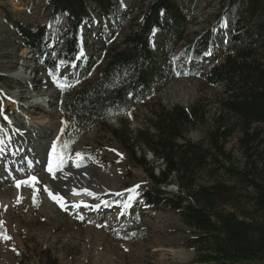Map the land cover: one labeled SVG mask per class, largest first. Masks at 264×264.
Returning <instances> with one entry per match:
<instances>
[{
	"label": "rangeland",
	"instance_id": "374dc122",
	"mask_svg": "<svg viewBox=\"0 0 264 264\" xmlns=\"http://www.w3.org/2000/svg\"><path fill=\"white\" fill-rule=\"evenodd\" d=\"M151 1L120 0L125 12L117 13L111 21L96 13L95 4H90L91 15L81 25L84 52L77 57V61L86 66L89 74L86 77L78 73L77 62H60L56 69L42 66L32 50L24 47L15 26L5 16L10 13L33 28L45 26L49 36L46 49L54 52L58 37L70 32L68 13L53 15L45 7L46 0H0V151L3 155L11 147L24 149L32 143L37 145L34 150L27 148L29 151L25 150L17 158L7 156L5 152L4 156L0 155V176L6 177L7 186L17 187V180L31 176L39 181L35 187L22 185V190L0 191V221L3 222L0 233L6 232L11 237L5 240L0 235V264H38L36 249L41 246L50 249L61 264H201L196 261V252L188 245L191 229L178 213L138 202L149 179L142 168L129 162L121 146L108 140L106 131L124 125L125 133H136L150 123L152 115L161 107L183 105L191 108L197 103L204 106L207 124L189 127L186 135L194 142L206 145L205 130L208 126H215L221 113L231 124L239 126L240 120L222 109V88L207 84L202 74L212 64L222 61L224 52L247 44L244 38L260 23L254 18L248 27H242L240 11L243 1L229 6L226 0H173L179 9L185 11L188 25L184 41L173 58L163 63L161 84L155 87L151 96L134 104L129 112L95 124L70 146L71 159L63 157L60 151L65 142L70 143L67 134L71 129H68L69 123L67 126L63 123L67 120L60 111L59 97L63 88L59 85L81 86L87 80L90 82L102 76L107 59L99 46L104 45L107 50V42L116 40L119 43L133 25L142 22L143 12ZM224 12L226 20L220 23L218 17ZM212 29L219 38L216 47L199 62L187 59L183 55L187 44ZM152 44L159 51L163 50L160 32L155 33ZM260 46L257 45L258 58L264 62V48ZM46 56L50 60L53 58ZM47 97L51 101L44 105L45 109L37 106L40 98ZM30 115L37 121L32 122ZM51 118L56 122L52 134L37 136L38 141L18 137V131L27 130L35 122L45 128L50 125ZM236 130L227 150L232 153L234 162L242 166L245 159L239 143V128ZM53 144L58 145L55 154ZM75 152L84 154L80 167L76 166ZM137 152L139 155L143 153L140 149ZM62 157L64 163L58 168ZM147 159L161 168L164 166L162 160L157 161L150 152ZM49 164L55 171L56 188L46 180L48 176L53 177L48 171ZM94 167L97 170L106 168L115 178L117 190H109L105 183L96 182L95 172L90 171ZM156 172L159 173V168ZM135 185H140L136 190L139 195L131 199L135 193L126 190ZM45 186L53 195L64 198L68 210L52 199ZM177 190L176 184L168 188L172 193ZM75 204L80 206L75 207ZM125 204L131 206L125 208Z\"/></svg>",
	"mask_w": 264,
	"mask_h": 264
},
{
	"label": "trees",
	"instance_id": "16d2710c",
	"mask_svg": "<svg viewBox=\"0 0 264 264\" xmlns=\"http://www.w3.org/2000/svg\"><path fill=\"white\" fill-rule=\"evenodd\" d=\"M226 1L229 6L243 1L242 27H248L254 18L260 23L244 38L247 44L224 52V59L202 75L207 84L222 88V109L235 115L240 125L231 124L221 113L215 126L205 130L206 145L194 142L186 135L189 127L207 124L204 106L197 103L191 108L161 107L136 133H125L124 125L106 132L108 140L121 146L129 162L142 168L149 179L138 202L178 213L191 229L188 245L196 252L197 262L264 264V62L258 58L257 47L264 48V0ZM90 4L110 21L125 12L120 0H46L48 12L68 13L71 19L70 32L58 37L54 52L46 49L49 36L45 26L33 28L10 13L5 16L24 47L31 49L46 69H56L61 61L77 62L78 73L87 77L86 66L77 57L84 52L81 25L91 15ZM225 20L224 12L218 21ZM187 25L185 11L173 0H152L142 22L133 25L119 43L107 42V50L99 46L107 59L102 76L90 82L87 78L81 86H65L59 97L60 111L71 129L67 134L70 146L95 124L129 112L153 94L163 80V63L173 58L184 41ZM157 32L162 38L161 51L152 44ZM218 39L214 29L205 32L187 44L183 55L199 62L216 47ZM46 55L53 56L52 60ZM237 128L245 159L242 166L227 150ZM138 149L143 151L141 155ZM148 152L162 160L163 168L147 159ZM173 184L178 186L175 193L168 191ZM36 253L38 264H61L48 248L41 246Z\"/></svg>",
	"mask_w": 264,
	"mask_h": 264
},
{
	"label": "bare ground",
	"instance_id": "6f19581e",
	"mask_svg": "<svg viewBox=\"0 0 264 264\" xmlns=\"http://www.w3.org/2000/svg\"><path fill=\"white\" fill-rule=\"evenodd\" d=\"M38 101L39 102H37L38 103L37 106H39L42 109H45L46 107L44 105H46L49 102L47 98H45V99H43V98L41 99L40 98ZM33 107H35V105H33ZM29 117H31L33 119L32 122L37 121V118L33 117L32 115H30ZM51 119L52 120H50L51 121L50 125L45 126V128H43L42 125L39 122H35L33 125H30V128H26L27 130L18 131V133H17L18 137H20V138L22 137V140H29L30 139L31 141H34V140L38 141L39 137L45 136L46 134H49V133L52 134L53 133L52 128L54 127L56 122L53 121L54 118H51ZM39 132H43L44 134H39ZM37 136H38V138H37ZM36 146H37L36 144L34 145L32 143V144H30L28 146H25L24 149H22V148L17 149L15 147L14 148L11 147V148L8 149L9 150L8 153H6V151H4V152H5V155H7V156L16 157L17 158V157L20 156V154L25 153V150L29 151L27 148L31 147L30 150H34ZM4 152H3V155H2V151H0V155L4 156ZM34 155H35V153H34ZM90 171H94L95 172L96 182L105 183L106 185H108V189L109 190H112V191L117 190L118 186H117L116 180H115V178H113L112 174L109 171H107L106 168L102 167L101 170H97L96 167H94V169H91ZM65 175H67V173H65ZM56 179H57L56 177L53 178V177H50V176H48L46 178V180L51 184V186L53 188L57 187ZM5 180H6L5 176H0V191L6 190V189H9V190L21 189L22 190V185L19 188L15 187V186H12V185H8L7 186V182L8 181H5ZM96 185L98 186V184H96ZM16 195H18L17 191H16Z\"/></svg>",
	"mask_w": 264,
	"mask_h": 264
},
{
	"label": "snow or ice",
	"instance_id": "6c2138e0",
	"mask_svg": "<svg viewBox=\"0 0 264 264\" xmlns=\"http://www.w3.org/2000/svg\"><path fill=\"white\" fill-rule=\"evenodd\" d=\"M63 63H64V62L61 61V64H63ZM177 74L179 75V73H177ZM54 78H55V77H54ZM77 83H78V81H77ZM59 86H60L61 88H64L66 85H64V84H60ZM63 123L67 126L69 122H68V121H64ZM61 131H63V129H61ZM72 143H74V141H72ZM57 147H58L57 144H53V145H52V152H53L54 154L57 152ZM65 149H68V151H65ZM60 151L63 153V157H66V158H68V159H71V158H72V153H71L70 143L65 142L63 148H62ZM74 155H75V158H76V160H77V164H76V166H77V167H80V162L83 161V159H84V154L81 153V152H75ZM121 155H122V154H121ZM63 157L60 159V163L57 165L58 168H59L60 166H62L63 163H64V158H63ZM48 171H49L50 173L53 174V177H55V171H54V169H53V167H52L51 164H49V166H48ZM38 182H39V181H38L37 177H35V176H31V177H28L27 179L17 180V184H16V186H17L18 188H19L21 185H27V186L35 187V183H38ZM139 187H140V185H135L132 189H127V190H126V191H128V192H130V193H135V195L132 196L131 199H135V196H136V195H139V193L136 191ZM45 190H47V191L49 192V195L52 197V199L55 200V201L60 205V207H61L62 209H64V210H68V209H67V203L64 201V198H63L62 196H60V195H58V194H57V195H53V194L51 193V191L47 189L46 186H45ZM85 191H87V190H85ZM89 194H90V195H95V193H89ZM116 195H122V193H117ZM18 202H19V201H18ZM81 203H83V202H81ZM104 203H107V202H104ZM38 204H39V201L37 200V206H38ZM74 206H75V207H79L80 204H75ZM130 206H131L130 204H125V208L130 207ZM94 207H97V208H98V207H100V205H95ZM80 218L83 219V217H80ZM0 224H3V222L0 221ZM0 235H2L3 238H4L5 240H10V239H11V237L8 236V235L6 234V232L0 233ZM133 235H135V234L133 233Z\"/></svg>",
	"mask_w": 264,
	"mask_h": 264
}]
</instances>
